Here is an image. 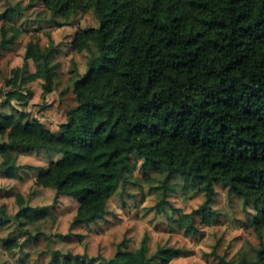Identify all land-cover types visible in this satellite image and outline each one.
Masks as SVG:
<instances>
[{"label":"trees","instance_id":"obj_1","mask_svg":"<svg viewBox=\"0 0 264 264\" xmlns=\"http://www.w3.org/2000/svg\"><path fill=\"white\" fill-rule=\"evenodd\" d=\"M29 1L52 18L91 11L99 25L78 29L71 41L73 51L90 58L73 82L76 105L57 133L12 105L28 99L20 83L42 79L44 101L53 91V42L28 44L24 57L35 71L18 82L20 71L13 70L4 92L12 113L0 115L8 171L13 158L4 146L59 153L35 185L74 198L73 223L88 224L106 215L108 199L140 159L165 181L179 176L205 193L202 222L215 215L220 185L260 206L256 229L264 228V0ZM20 11L9 6L0 15V49L13 47L23 32L5 25ZM178 255L171 247L149 254L144 238L134 251L123 242L106 264H169ZM226 264H264V245L254 261Z\"/></svg>","mask_w":264,"mask_h":264},{"label":"rangeland","instance_id":"obj_2","mask_svg":"<svg viewBox=\"0 0 264 264\" xmlns=\"http://www.w3.org/2000/svg\"><path fill=\"white\" fill-rule=\"evenodd\" d=\"M16 5L21 11L13 23L5 25H15L23 32L13 47L0 49V115L12 113L4 103V92L12 88L13 70L20 71L18 82L35 71L36 65L24 57L28 44L38 42L44 47L53 42V91L44 101L42 79L20 83L28 99L25 105L15 100L12 105L29 120L38 118L57 133L66 111L76 105L73 82L85 74L90 58L86 50L73 51L71 41L78 29L99 23L91 11L52 18L41 3L30 4L29 0H0V15ZM2 24L0 18V41ZM12 34L7 32V36ZM6 140L0 135V147ZM4 149L13 158L9 160L13 169L3 166L6 157L0 153V264H106L123 242L134 251L144 238L149 254L158 247L179 251L169 264H226L254 261L255 250L264 245V228L256 229L260 206L219 185L211 204L215 215L210 222H202L205 193L185 187L179 176L165 181V173L144 169L140 159L132 162L126 179L108 199L102 219L74 224L77 201L35 185L36 176L60 154L9 145ZM188 224L196 231L186 230Z\"/></svg>","mask_w":264,"mask_h":264}]
</instances>
